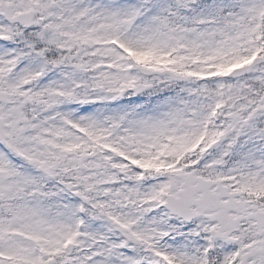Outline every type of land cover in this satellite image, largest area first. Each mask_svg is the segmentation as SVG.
Wrapping results in <instances>:
<instances>
[{
	"label": "snow or ice",
	"instance_id": "snow-or-ice-1",
	"mask_svg": "<svg viewBox=\"0 0 264 264\" xmlns=\"http://www.w3.org/2000/svg\"><path fill=\"white\" fill-rule=\"evenodd\" d=\"M0 264H264V0H0Z\"/></svg>",
	"mask_w": 264,
	"mask_h": 264
}]
</instances>
